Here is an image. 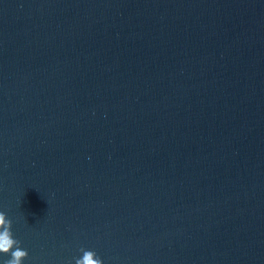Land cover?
Masks as SVG:
<instances>
[{
  "label": "water",
  "instance_id": "1",
  "mask_svg": "<svg viewBox=\"0 0 264 264\" xmlns=\"http://www.w3.org/2000/svg\"><path fill=\"white\" fill-rule=\"evenodd\" d=\"M0 210L24 264H264V0H0Z\"/></svg>",
  "mask_w": 264,
  "mask_h": 264
},
{
  "label": "clouds",
  "instance_id": "2",
  "mask_svg": "<svg viewBox=\"0 0 264 264\" xmlns=\"http://www.w3.org/2000/svg\"><path fill=\"white\" fill-rule=\"evenodd\" d=\"M11 224L12 221L6 213L0 210V264H24L28 251L14 237ZM4 254H8L9 258L3 259ZM73 264H105V262L95 249L82 246L78 249Z\"/></svg>",
  "mask_w": 264,
  "mask_h": 264
}]
</instances>
